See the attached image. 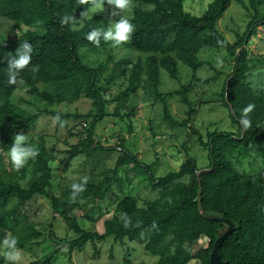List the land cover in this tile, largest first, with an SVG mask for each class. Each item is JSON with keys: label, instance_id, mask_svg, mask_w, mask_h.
<instances>
[{"label": "trees", "instance_id": "1", "mask_svg": "<svg viewBox=\"0 0 264 264\" xmlns=\"http://www.w3.org/2000/svg\"><path fill=\"white\" fill-rule=\"evenodd\" d=\"M185 1L131 0L130 22L135 30L123 45L128 52H137L140 57L133 61L127 56L113 62L109 75L101 83L111 56L105 62L90 65L83 61L81 51H98L105 43L101 40L99 46L93 45L86 35L94 28L107 27L111 23L105 11L112 5L107 0L102 11L85 21L81 13L88 7L87 0H0V143L3 148L11 147L16 132L27 136L34 129L37 116L24 111L14 102V96L18 90L37 94L39 84H53L57 90H73L95 107L96 114L86 131L85 141L74 147L81 148L85 157L116 151L94 144L91 139L97 124L109 116L106 109L109 103L113 105L112 116L124 121L126 133H131L136 103L130 100L138 89H141L142 99L158 104L161 119L170 127L183 128L193 112L188 98L190 88L182 85L175 92L180 104L189 108L187 119L177 123L168 111L167 96H162L159 90L161 72L170 80H177L180 66H184L192 73L194 82L207 84L209 81L197 79L196 73L203 66L213 70L208 63L198 60V54L208 50L222 49L233 59L220 95L230 122L237 127L236 132L208 134L206 141L195 133L197 145L207 154V167L197 168L191 157L177 172L163 177H154L151 166L140 162L121 141L118 145L120 156L114 167L107 169V174L97 182L76 183L84 184V191L75 196L73 187L60 189L53 184L44 152L35 156L34 175L26 189L18 185L26 168L16 170L10 163V170L0 173V264H6L5 239L15 238L16 247L22 248L26 242L41 236L33 227L16 229L25 220L18 210L35 197L45 198L52 212L74 235L71 241L64 240L69 254L81 253L86 245L112 237L142 246L148 256L157 258L156 264H187L193 258L198 264H209V254L224 226L204 219L198 212L196 173L199 171L202 211L234 225L220 246V260L223 264H264V100L260 92L251 91L245 82L256 74L258 69L254 67L264 66V56L261 60H252L247 49L258 28L264 27V7L258 6L259 0H247L248 6L242 0L236 1L249 12L250 20L241 35L233 32L234 42L229 43L216 24L229 8L230 0H211L200 16L190 14L184 7ZM64 16H73L75 23H62ZM3 30H11V35L6 36ZM13 32L19 35L13 36ZM25 41L32 45V60L16 83L9 84L6 61L9 53H14ZM115 87L117 93L113 94ZM107 97H111L109 103ZM248 105L252 108L245 114L243 109ZM244 115L251 122L246 130H242L239 123ZM83 117L88 118V115ZM252 147L262 171L247 176L241 171L238 159L250 157ZM128 170L139 177L140 183L145 182L144 187L149 188L153 200L139 205L134 196L118 194L111 217L103 222V232L89 230L87 226L96 223L108 210L102 208V202L109 192L114 187L123 190L118 174L124 171L127 175ZM85 201L91 204L82 213ZM79 212L83 214L81 219ZM202 239L207 242L205 248L191 255L192 245ZM54 260L49 257L43 263L30 264H56Z\"/></svg>", "mask_w": 264, "mask_h": 264}, {"label": "rangeland", "instance_id": "2", "mask_svg": "<svg viewBox=\"0 0 264 264\" xmlns=\"http://www.w3.org/2000/svg\"><path fill=\"white\" fill-rule=\"evenodd\" d=\"M237 0H230V6L218 20L217 30L229 42H234V31L241 35L249 22V12L241 7ZM247 6V0H242ZM211 0H186L184 7L190 14L200 16ZM258 6L264 7V0H259ZM186 10V9H185ZM263 12L262 10H260ZM111 18V23L117 21L121 13L113 6L105 11ZM115 13V14H114ZM7 26V24H6ZM11 27V26H10ZM15 31V30H14ZM3 34L11 35V30ZM13 36L19 35L16 32ZM248 51L252 60H261L264 56V27L258 28L257 35L254 36L248 46ZM111 56V62L107 70L102 75L101 83L105 82L110 73L113 62L124 57H130L136 61L140 54L128 52L125 46L113 47L111 42H105L98 51H81L83 61L90 65H97L105 62ZM198 60L208 63L196 73V78L204 82H194L190 70L180 66V77L177 80H170L165 72H161V84L159 87L162 96H167V108L173 120L182 123L187 119L189 108L179 102L175 92L179 91L180 86L185 85L190 88L188 98L192 107L191 119L183 128H172L170 124L161 119L159 106L152 100L142 99L138 89L131 96L130 101H134L135 112L132 122V131L126 133L125 122L120 118L112 116L113 105L109 103L106 108L110 114L99 122L96 130L91 134L94 144H101L103 148L115 149L116 151L97 152L91 157L81 154V148H74L80 141H85L93 116L96 114L95 107L91 101L81 95H77L73 90H57L53 84L46 86L39 84L37 94H28L18 90L14 96V102L29 114L37 116V122L33 130L26 136L28 143L38 149V153L44 152L48 157L49 167L52 172V181L60 189L72 187V185L89 180L97 182L98 179L107 174V169L113 168L117 158L120 156L118 145L121 141L124 147L136 155L137 159L145 165L151 166L154 177H163L169 172H177L187 158H194L197 168L207 167V154L197 145L199 134L204 141L208 134L214 132H236L228 117V112L222 106L221 91L227 75L231 72L233 59L220 50L201 51ZM256 74L248 77L245 82L251 91L260 92L264 100V66L254 67ZM121 81V80H120ZM119 81V82H120ZM112 93H117V88H113ZM88 115L84 118L83 115ZM59 117V119H56ZM30 139L32 142H30ZM0 143V173L10 170V159L8 149L3 148ZM255 148H251L250 157L239 160L241 171L247 176L257 174L262 171L261 164L255 156ZM35 158L29 159L26 165V173L23 180L18 182L22 189L27 188V184L34 175L33 163ZM128 169V168H127ZM119 179L124 186L122 191L114 187L105 200L102 208L106 210L96 223L87 226L89 230L98 233L103 232V222L111 217L113 204L116 196H134L139 205L145 201L153 200V195L149 192L145 182L140 183L139 177L128 170L119 172ZM129 180V182H127ZM127 183L126 185L124 183ZM118 195V196H119ZM88 201L83 203V210L90 205ZM20 216L25 218L16 229L28 227L35 228L41 234L34 241H28L18 249V259L11 261L6 256V264H30L43 263L49 257H53L56 264H156L157 258L148 256L143 247L136 243H129L126 239L122 241L114 240L112 237L104 242L86 245L84 251L68 253L65 241H71L74 235L66 229L63 221L54 214L48 201L42 197H35L24 207L18 210ZM78 213V218L83 214ZM2 234L0 233V238ZM60 239L62 241H60ZM206 240L202 239L195 242L191 247V255H194L205 248ZM187 264H198L193 258Z\"/></svg>", "mask_w": 264, "mask_h": 264}, {"label": "clouds", "instance_id": "3", "mask_svg": "<svg viewBox=\"0 0 264 264\" xmlns=\"http://www.w3.org/2000/svg\"><path fill=\"white\" fill-rule=\"evenodd\" d=\"M88 7L84 8L81 13L83 21L91 20V16L94 13L103 10V4L105 0H87ZM109 5H112L116 10L121 13L119 19L114 23H109L107 27L94 28L88 32L86 39L93 45L99 46L101 40L104 42H111L113 47L120 46L131 39L132 33L135 28L130 22L131 20V0H107ZM152 6L150 5L149 8ZM115 14V13H114ZM76 19L73 16H64L62 23H75ZM80 20V26H83ZM33 48L30 43L25 41L20 44L14 53H9V57L6 61L7 67L5 69L7 75V82L9 84H15L20 73L29 66L32 60ZM252 106L248 105L243 112L246 114L251 111ZM59 119V117H56ZM242 130H246L250 127L251 122L246 115L242 116L240 122ZM38 153V149L31 146L24 134L16 132L12 136L11 147L8 149V156L14 169L19 170L23 168L29 159L35 158ZM73 195L84 191V184H74ZM15 238H7L3 241L4 247L7 249L5 255L11 261L18 259V249L16 247Z\"/></svg>", "mask_w": 264, "mask_h": 264}, {"label": "water", "instance_id": "4", "mask_svg": "<svg viewBox=\"0 0 264 264\" xmlns=\"http://www.w3.org/2000/svg\"><path fill=\"white\" fill-rule=\"evenodd\" d=\"M199 174H200V171L196 173V178L198 181V192L196 196L198 212L204 219L209 220V221L219 222L224 226L223 232H221V234L218 236V238L214 242L212 250L209 254V264H223V262L220 260V255H219L220 246L222 242L224 241V239L227 237V235H229L233 231L234 225L226 219H223L216 215L206 214L202 211L201 204H200L201 187L199 184Z\"/></svg>", "mask_w": 264, "mask_h": 264}]
</instances>
